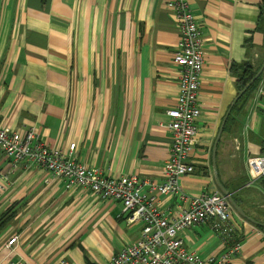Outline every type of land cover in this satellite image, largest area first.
<instances>
[{"label":"crops","instance_id":"1","mask_svg":"<svg viewBox=\"0 0 264 264\" xmlns=\"http://www.w3.org/2000/svg\"><path fill=\"white\" fill-rule=\"evenodd\" d=\"M168 1L0 0V126L24 133L32 125L49 147L74 142L73 160L105 175L161 182L171 142L166 110L178 93L179 28ZM190 7L204 64L194 170L179 184L189 195L237 193L246 216L232 206L241 248L228 264H264V227L247 217L264 223V176L245 191L247 160L264 154V68L221 129L242 90L232 69L264 51V0H190ZM158 202L173 212L187 205L177 195ZM7 207L14 215L0 231V264H105L141 227L126 221L120 201L65 188L43 167L13 164L0 151V212ZM12 235L17 241L6 248ZM180 237L199 256L218 257L234 243L225 244L212 220Z\"/></svg>","mask_w":264,"mask_h":264},{"label":"built area","instance_id":"2","mask_svg":"<svg viewBox=\"0 0 264 264\" xmlns=\"http://www.w3.org/2000/svg\"><path fill=\"white\" fill-rule=\"evenodd\" d=\"M167 6L173 10L179 28L172 58L178 71V93L175 104L166 110L171 142L161 182L140 179L134 174L105 175L99 168L73 160L74 142L67 148L49 147L32 125L24 133L0 126V151L13 164L27 160L49 171L65 188H86L99 198L120 201L126 221L142 224L137 238L122 246L105 264H228L230 256L241 248L240 242H234L218 257L199 256L187 250L180 237L184 229L208 220H212L213 230L225 244L233 242L237 230L232 219L233 207L226 195L217 191L189 195L179 184L183 175L194 170L189 156L199 131L196 119L200 113L204 50L190 0H169ZM247 169L252 181L264 176V154L250 156ZM158 195H177L187 205L177 206L174 212L165 211L159 207ZM16 241V235L10 236L5 247L10 248ZM59 264L68 263L62 259Z\"/></svg>","mask_w":264,"mask_h":264},{"label":"trees","instance_id":"3","mask_svg":"<svg viewBox=\"0 0 264 264\" xmlns=\"http://www.w3.org/2000/svg\"><path fill=\"white\" fill-rule=\"evenodd\" d=\"M262 47L264 50V44ZM263 61H264V51L255 64H252V62L247 61V62H243L239 66H236V68L234 66L232 70L233 72L236 73L237 78H238L237 93L254 78L259 68L262 66ZM261 75L262 74L258 75L256 79L249 85V87L246 89V91H244V93L241 95L238 101H236L235 106L236 104L240 103L242 100L247 98L249 95H251ZM231 197L233 198L234 202L237 204L238 203L237 193H232ZM13 215H14V212L12 211L10 207H7L4 211L0 212V231L2 228L6 226V224H9ZM238 237L239 235L236 231L233 236V242H240Z\"/></svg>","mask_w":264,"mask_h":264},{"label":"water","instance_id":"4","mask_svg":"<svg viewBox=\"0 0 264 264\" xmlns=\"http://www.w3.org/2000/svg\"><path fill=\"white\" fill-rule=\"evenodd\" d=\"M263 68H264V61H263L262 66L259 68L257 74L254 76V78L242 88V90L237 94V96H236V97L234 98V100L232 101V103H231V105H230V108H229V110L227 111V113H226V115H225V117H224V119H223V122H222V124H221V129H222L223 125H224V121H225L227 115L229 114V112H230V110H231V107L236 103L237 99L241 96V94L244 93V91H245V90L249 87V85H250V84L256 79V77L262 72ZM223 192H224V194L227 196V199H228L229 202L232 204V206H234L235 209L238 210L240 213H242L243 215H245V214L243 213V211L241 210L240 206L234 202L233 198L231 197V194L228 193L226 190H224ZM245 216H246V215H245ZM247 217H248L252 222H254L255 224H257L258 226L264 227V223H263V222L257 221V220H255L254 218L249 217V216H247Z\"/></svg>","mask_w":264,"mask_h":264},{"label":"rangeland","instance_id":"5","mask_svg":"<svg viewBox=\"0 0 264 264\" xmlns=\"http://www.w3.org/2000/svg\"><path fill=\"white\" fill-rule=\"evenodd\" d=\"M248 183H249L248 184L249 187H247V188H249V191L248 190H245V191H247V193L250 194V193H252L254 191V188L255 187L252 185L253 184V181L251 179L248 180ZM141 226H142V224H141Z\"/></svg>","mask_w":264,"mask_h":264}]
</instances>
